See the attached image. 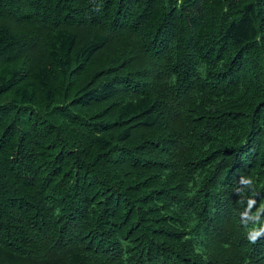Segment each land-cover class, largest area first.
Listing matches in <instances>:
<instances>
[{
	"label": "trees",
	"instance_id": "1",
	"mask_svg": "<svg viewBox=\"0 0 264 264\" xmlns=\"http://www.w3.org/2000/svg\"><path fill=\"white\" fill-rule=\"evenodd\" d=\"M0 264H264V0H0Z\"/></svg>",
	"mask_w": 264,
	"mask_h": 264
},
{
	"label": "clouds",
	"instance_id": "2",
	"mask_svg": "<svg viewBox=\"0 0 264 264\" xmlns=\"http://www.w3.org/2000/svg\"><path fill=\"white\" fill-rule=\"evenodd\" d=\"M251 239L253 240V242H255V239H256V238L251 237Z\"/></svg>",
	"mask_w": 264,
	"mask_h": 264
}]
</instances>
